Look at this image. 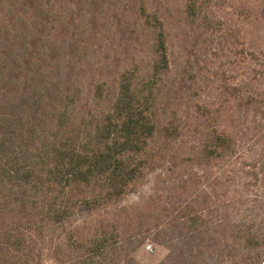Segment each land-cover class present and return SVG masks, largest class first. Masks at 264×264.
I'll use <instances>...</instances> for the list:
<instances>
[{"label": "trees", "instance_id": "1", "mask_svg": "<svg viewBox=\"0 0 264 264\" xmlns=\"http://www.w3.org/2000/svg\"><path fill=\"white\" fill-rule=\"evenodd\" d=\"M234 17L251 90L187 105L202 80L176 39L226 42ZM166 155L216 163L221 216L159 264H264V0H0V264H141L108 207Z\"/></svg>", "mask_w": 264, "mask_h": 264}, {"label": "rangeland", "instance_id": "2", "mask_svg": "<svg viewBox=\"0 0 264 264\" xmlns=\"http://www.w3.org/2000/svg\"><path fill=\"white\" fill-rule=\"evenodd\" d=\"M222 11L227 15L231 12L228 6ZM229 24L231 30L226 42L217 38L220 25L215 28L216 35L210 37L205 30L188 24L186 32L178 37L180 40L176 39L174 45L176 65L180 66L182 63L180 54L183 60L182 53H185L192 69L191 77L199 76V80H202L201 91H198L196 99L191 96L189 100L184 101L187 105L192 104L197 98L198 100L208 98L211 102L229 106L225 100L234 102L236 99L234 96L239 95L238 92L233 95L230 88L242 86V90H251V86L246 85L244 81L250 76L245 74L244 53L247 48L244 44L245 24L238 23L235 17ZM232 105L235 115L239 116L246 112L245 106L240 103ZM155 141L158 142L157 139ZM161 160L155 169L146 171L131 184L117 203L108 207V211L115 213L121 238L128 241L125 243L127 252L141 264H159L171 246L179 245L177 239L196 235L210 225V221L205 225H202V221L217 220L221 216L220 212L215 210L219 204L218 200L220 202L222 198H219L221 186L218 180L214 179L219 171L214 161L187 162L184 159L171 164V159L167 155ZM170 165L179 167L180 172L168 171ZM193 174L201 176L195 187L185 184L183 191L177 188L178 178L195 177ZM196 204H206V211L200 213L197 221L190 222L188 221L192 215L190 210L196 208ZM181 215L185 217L183 226H173L171 224L173 218ZM81 220L82 215H76L70 224L81 225ZM79 231H82L83 235L86 233L85 228H80Z\"/></svg>", "mask_w": 264, "mask_h": 264}]
</instances>
